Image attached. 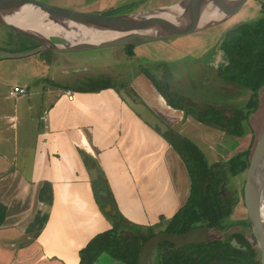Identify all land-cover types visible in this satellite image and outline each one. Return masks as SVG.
Instances as JSON below:
<instances>
[{
  "label": "crops",
  "instance_id": "crops-1",
  "mask_svg": "<svg viewBox=\"0 0 264 264\" xmlns=\"http://www.w3.org/2000/svg\"><path fill=\"white\" fill-rule=\"evenodd\" d=\"M143 46L132 58L124 54L121 70H132L140 56L151 57V50ZM51 53H42L45 57L34 67L11 77L9 65L0 57V187L11 188L5 194L10 201L0 197L8 209L0 229V264H80V250L96 235L112 229L96 202L83 153L103 167L120 213L134 225L152 226L162 217L174 216L191 194L188 168L165 138L144 124L105 84H88L85 77L77 78L81 74L61 80L84 61H75L68 56L71 53ZM177 57L164 60L185 58L181 53ZM46 80L51 93L60 90L63 98L39 112L32 104V89L43 90ZM16 86L26 93L11 97L9 92ZM5 87L8 98L2 97ZM131 87L182 135L189 137L192 124L203 127L170 108L142 75ZM21 122L32 127L36 136L25 152L16 145ZM39 122H45L47 132L36 127ZM20 154L29 158L19 164ZM45 182L53 187L49 219L40 233H28L42 209L39 191ZM94 264L120 263L103 254Z\"/></svg>",
  "mask_w": 264,
  "mask_h": 264
},
{
  "label": "water",
  "instance_id": "water-1",
  "mask_svg": "<svg viewBox=\"0 0 264 264\" xmlns=\"http://www.w3.org/2000/svg\"><path fill=\"white\" fill-rule=\"evenodd\" d=\"M251 1L183 0L126 14L105 15L68 9L37 0H0V25L39 44L38 47L25 52L0 50V56L22 59L45 52L78 53L171 40L222 25L234 18ZM26 8L34 11L31 12L32 15L26 13ZM33 14L38 15L37 19ZM211 14L214 16L205 20ZM49 21L53 22L56 28L52 34H45L39 29L43 26H36L38 22L44 26L49 25ZM101 32L110 37L98 38L93 35ZM119 95L133 112L153 129H159L162 134L169 131L166 123L146 106L134 102L125 90H120ZM89 173L91 181L99 178L97 169L93 168ZM245 175L244 203L257 231L259 264H264V127L251 148ZM113 210L111 205H107L104 212L116 216V211ZM206 233L207 228L202 227L182 234H155L143 243L138 264H148L153 251L161 243L176 246L203 243L208 241ZM127 234L133 235V232ZM234 244L236 245V241ZM116 262L124 264L117 260Z\"/></svg>",
  "mask_w": 264,
  "mask_h": 264
},
{
  "label": "rangeland",
  "instance_id": "rangeland-1",
  "mask_svg": "<svg viewBox=\"0 0 264 264\" xmlns=\"http://www.w3.org/2000/svg\"><path fill=\"white\" fill-rule=\"evenodd\" d=\"M46 4H51L59 7H64L68 9L78 10V11H84L87 13H101L105 15H111L113 13H116V15L119 14H126L130 12H135L139 10H145L150 9L154 7H160L163 5L168 4H175L178 2H181L183 0H37ZM262 4H264V0H252L240 13H238L234 18L227 21L226 23L219 25L217 27H213L211 29H207L201 32H197L191 35L182 36L179 38L172 39L171 42L169 40L166 41H159V42H153V44L144 45L142 48H146L151 50L150 54L155 59H164L167 57L172 58H178V54L184 55L183 61L187 63V66L194 65V61H200L202 64H200L199 69L204 68L205 64L213 63V65L216 67L214 69L209 68L206 72L210 73V76L213 77L212 73L214 72L215 75H219V62L218 58L221 56V52L219 50V46L221 43V40L223 38V35L228 30L234 28L235 26L253 21L256 19H259L263 16V8ZM21 39L20 37L14 35L11 31L8 29L2 27L0 25V50L2 51H14L17 48L15 44H11L10 42H19ZM46 54V53H45ZM70 54V53H69ZM124 49L123 48H110V49H103V50H95V51H87V52H78V53H71L68 55L69 57H73L75 61H84L81 62V64H78L76 67H74L72 70L68 71L64 76H62L60 79L64 80L65 76H74L76 74H81L82 77H91V80L98 79L103 73L109 71L115 74L116 72L120 71L122 65H124L123 57H124ZM47 55H52V53H47ZM1 57V56H0ZM45 55L42 53L39 55H35L28 58H22V59H9V58H3L4 63H7L10 67V77L12 75H15L17 72L22 73L27 68H32L35 66L37 62L41 58H44ZM199 63L197 62V65ZM37 68V67H36ZM204 68V69H205ZM220 76V75H219ZM214 80L211 79V85L212 89L210 91V95L212 96L214 93L216 96H221L220 102L219 99L216 98L215 100L219 102L218 106L226 107L228 110L229 115H231L233 112H235V109L243 108L244 105L247 103V101L250 98L251 92L242 88L241 86L237 85H230L228 82L224 81V78L213 77ZM223 80V81H222ZM65 81V80H64ZM179 81V80H178ZM174 82V84L178 85L179 88L186 90L189 92L190 87L186 84H182L183 81ZM196 87V82L194 83ZM11 85V83H10ZM177 86V88H178ZM201 91L203 95H206L208 91L202 86ZM5 94L2 93L3 98L7 97V90L8 88H4ZM214 91V93H213ZM212 92V93H211ZM32 95L31 100L32 104L35 105L36 111L42 112L44 108H47L50 104L58 100L59 98H63V95L61 91L52 92L50 89V81L46 80L43 85V90L38 91L37 89H32ZM212 94V95H211ZM214 94V95H215ZM204 97V96H203ZM200 102H203V105H200V108L206 109L210 104H215L212 101H209V99L200 98ZM14 101V100H13ZM193 101V100H192ZM128 108V107H127ZM129 109V108H128ZM24 118V116L22 117ZM25 121V120H24ZM245 134L244 137L238 141H235V143L231 142V147L235 148L236 145L239 147V150L243 151L245 149H248L249 144L252 148L256 138L258 137L260 130L264 127V88L259 93V108L258 110L253 113L249 120L244 121L243 123ZM39 126L43 127L44 130L41 129L42 133L44 131L47 132V127L45 122L41 124L39 122L36 124V127ZM192 126V127H191ZM190 127V134L189 137L192 141L194 140L196 144L200 146V148L204 151V153L208 157L209 164L212 165V167L217 166L219 163L220 165L226 164V160H220L219 156H217L215 153L216 151H219V147L221 146L223 133H221L219 130H216L211 127H206L203 125V127H197L195 125H191ZM33 128L30 127L28 124L25 125L22 122L20 123V129H19V140L16 143V145L19 147L20 152L23 150V152L26 151V149H31L29 147H32L30 144L34 143V140L36 138L35 134L33 133ZM253 135V138H252ZM252 139V140H251ZM237 142V143H236ZM14 145L15 143L12 142ZM22 149V150H21ZM251 151V149H250ZM29 158V155H19V164L21 162V159ZM90 159V162L87 161V166L91 164V166H94V169L98 170L99 178L97 180H101L103 177L108 181L106 172L103 170V167L99 165V163L95 160V158L91 155L86 157V159ZM224 166V165H222ZM89 169V172L91 168ZM224 170L223 172L227 175V185L225 188V193H236L237 194V206L234 209V213L230 219L231 223H241L242 221H248L247 220V210L244 204V201L242 200V192L244 189L245 184V171L241 173L240 175L234 176L230 172V170ZM228 170V171H227ZM217 173L214 170V174ZM213 175V174H212ZM89 177L90 173H89ZM91 180V179H90ZM96 180V181H97ZM92 183L94 181H91ZM108 184L110 186V183L108 181ZM11 191L10 187L7 186H1L0 187V197L6 198L5 194L6 191ZM110 190L112 192V198L111 200L115 201V208L118 209L115 196L113 194V190L110 186ZM9 194V193H8ZM105 198L102 197V204L104 206V209L107 205L112 204L108 203L110 200V197L108 194L103 195ZM1 198V199H2ZM107 198V199H106ZM108 200V201H107ZM5 201H10V197L6 198ZM114 209V208H113ZM114 209L113 211H116ZM119 210V209H118ZM38 212V211H37ZM169 213V212H168ZM37 214V213H36ZM36 216V215H35ZM110 217L113 220H116V216ZM109 219V218H108ZM110 220V219H109ZM111 221V220H110ZM140 228V226H133L130 228L132 232H137V230ZM254 243V251L257 260H259V250H258V236L255 235L253 238Z\"/></svg>",
  "mask_w": 264,
  "mask_h": 264
},
{
  "label": "trees",
  "instance_id": "trees-1",
  "mask_svg": "<svg viewBox=\"0 0 264 264\" xmlns=\"http://www.w3.org/2000/svg\"><path fill=\"white\" fill-rule=\"evenodd\" d=\"M262 8L263 16L261 18L239 24L228 30L224 33L219 46L221 57L224 61L220 65L223 76L230 82L241 85L251 92L247 104L243 108L233 112L231 116L225 115L224 108L220 109L217 107H211L198 116L199 121L204 125L214 126L223 132L235 136H241L245 132L242 123L249 120V117L258 110L259 93L264 88V4H262ZM111 15H116V13ZM12 33L21 39L19 42H10L18 48L10 51L12 53L29 51L39 46L37 42L29 38L20 36L14 32ZM130 55H132L131 51ZM171 103L175 107L172 101ZM163 137L185 161L192 180L189 200L169 222L168 231L184 232L202 225H208L211 229L216 228L219 226V219L224 217L223 205L216 197V185L220 182V177L224 178L227 175H222L213 182L207 159L200 149L190 140L175 131L163 134ZM249 152L247 151L245 154L238 155L230 162L229 170L232 175H240L247 169ZM88 156L85 153L82 154L86 167L91 168V164L87 166V161L90 162L89 158L86 159ZM100 178L102 179L92 183L96 202L102 213L114 223L112 229L96 235L85 248L80 250V264H94L103 254L125 264H138L141 244L152 233H149L147 238L138 235V231L133 236L121 233L124 229L130 230L132 226L130 228L123 226L125 219L120 211L116 209L117 207L115 208V201L111 200L112 192L108 181L103 177ZM206 181H209L210 185L207 187L206 192H204V184ZM105 194H108L110 197V200H107L108 203L112 204L113 208L116 209V220H113L109 214L104 212V206L101 201L102 197L105 198L103 196ZM39 201L42 209L38 211L34 221L27 228L28 233L35 231L40 233L46 226L50 208L53 204V187L50 182H45L41 187ZM229 206V209H231L233 204ZM7 210L6 205L0 203V229L5 223ZM204 246L209 245L198 247L201 254L199 258H202L203 262V259H206V262H210L215 256L210 255V249ZM231 249L235 253L234 256H237L238 264H259V260L256 262L251 252L247 253L233 248ZM205 250L208 254L206 253V256L202 257V253ZM229 254L232 253L229 252ZM167 263L169 264L170 261H166ZM177 264L190 263H188V260H184Z\"/></svg>",
  "mask_w": 264,
  "mask_h": 264
},
{
  "label": "flooded vegetation",
  "instance_id": "flooded-vegetation-1",
  "mask_svg": "<svg viewBox=\"0 0 264 264\" xmlns=\"http://www.w3.org/2000/svg\"><path fill=\"white\" fill-rule=\"evenodd\" d=\"M171 40H169V42H171ZM146 44H150V43H146ZM142 45H145V44L128 46V47H120V48H123L125 54L128 55V57L132 58L137 54L135 52V50ZM130 51L132 52V55H130ZM139 61L140 62L137 63V65L135 67L133 66L132 70L126 71V70L122 69L121 71H118L115 74L107 71V72L103 73V75H101L98 79H94V80H91L92 78L89 76L88 77L84 76L85 77L84 82L90 84L91 81L92 82L95 81V84H98V85L105 84L109 89H113L118 94L119 97H120L119 91L125 90V92L129 95V97L134 102L146 106L164 123H166L165 120L159 114H157L147 104V102H145V100H143V98L140 96V94H138L131 87L132 81L137 79L138 76L142 75L150 83H152V85L154 86L155 90L157 91L160 99H162V101H165L170 108H172L174 110H178L181 113H183L185 115V118L190 117V118L194 119L195 121L201 123L198 119V116L200 115V113L208 110L211 107H217L220 109L224 108L225 115H228V116L232 115V114L229 115L226 107H223L222 105L218 106L219 105L218 103L220 102L221 96H216L217 93L215 94L214 91H213V93L215 95L211 94L212 96H209L210 91H211L209 89H212L211 88L212 87L211 82L214 80L213 77H218V79L221 77V78H224V81L228 82L230 85L241 86V85L234 84V83L230 82L226 77H224L223 72L220 69V67H218L219 71H220V74H219L220 76L215 75V73L213 72L212 73L213 77H211L210 73L206 72V71L209 68H211V69L216 68L213 65V63L205 64L204 68L207 67V70H206V68L205 69L204 68L199 69L200 64H202V63L200 61H197V60H195L193 62L194 65H189V66H187V63H185L183 60L181 61V60H170V59H168V60L155 59L152 56L149 58H146L145 56H140ZM197 62L199 63L198 65H197ZM218 62H219V66L224 62L222 60L221 56H219ZM77 78H80V77H77ZM211 79H212V81H211ZM180 80L183 81V83ZM96 81H97V83H96ZM177 81H178V83L181 82L182 84L188 85L190 87L189 92H187L184 89L179 88L178 85L174 84V82H177ZM195 82H196V87L194 84ZM177 86H178V88H177ZM200 86L204 87L206 89V91H208L207 93H205L206 95L202 94L203 91H201ZM242 88H244V87H242ZM200 98H203V99L207 98V99H209V101H212L215 104H210L208 106V108L202 109V108H200V105H203L204 103L200 102L201 101ZM216 98L219 99V102H217L215 100ZM120 99H121V97H120ZM171 101L173 102L175 107L171 105L172 104ZM122 102H124V101L122 100ZM126 106L130 110H132L127 104H126ZM236 110H238V108H236L235 111ZM138 117L140 118V116H138ZM140 120H142V119L140 118ZM142 122H144V121L142 120ZM144 124H146L147 126L152 128L147 123L144 122ZM201 124H203V123H201ZM205 126H208V125H205ZM208 127L219 130L218 128H216L214 126H208ZM153 130H155L158 134H160L163 137V134L160 133L159 129H153ZM170 131H175V132L179 133L184 138H187L188 140H190L198 149H200L202 151L203 155L207 159V164H208V167L210 169V176H211L213 182H214V180H217L218 177L225 175V173L223 171L229 167L230 162L235 157H237L238 155H241V154H245L247 151H250V149H251V147H250L251 144H249L248 149H245L243 151L239 150V147H238L239 145L238 146L236 145L235 148L231 147V145H230L231 142L235 143V141L242 139L244 137L245 133L241 136H235V135H231V134H228L226 132L219 130L224 135H223V138L221 139L222 142L220 144L221 146L219 147V151L218 152L216 151L215 154L217 156H219L220 160L221 159L226 160L227 163L222 164L224 166H222L218 163L217 166L215 165V167H216V169H215L214 167H212V165L209 164L207 155L200 148V146L198 144H196L197 142L195 143L194 140L192 141L190 138L182 135L180 132L174 130V128H171V127H169V131L164 133V134L170 133ZM252 138H253V135H252ZM92 168H94V166H92ZM214 170L217 173L214 174ZM220 178H221L220 182L216 185V191H217L216 197L219 200V202L222 203V205H223L222 207L224 208V210H223L224 217L219 219V224H218L219 226H217L216 228L211 229L208 225H202V226L196 227V228H202V227L207 228L206 238L208 241L203 242V243H198V244H189V245H182V246H176V245L170 244V243H161L153 251L152 256H151V260L149 261L148 264H166V261H170V263L176 262L175 264H177L178 262L184 261V260H186V261L188 260V263H190V264H238L237 256H234L235 253L233 252V250L231 248H233L235 250L244 251L247 253L251 252L255 261L258 262L256 255H255L254 246H253L255 243L253 238L255 237V235H257L256 228L254 227L247 211L246 212H247V220L248 221H245V222L242 221L241 223L239 222L238 224L230 222V219L234 213V209L238 203L237 202V194L235 192L229 193V194L225 193V188H226L228 179H227V176L224 178H222V177H220ZM209 185H210V182L206 181L204 184V192H206L207 187ZM242 200L244 201V189L242 192ZM228 203H229V205L233 204V206H231V209H229L230 206L228 205ZM180 210L178 212H176V214L170 218L162 217L160 219V222L155 224V225H152V226H140V225H138V226H140V228L137 230L138 235H140L144 238H147L149 233L150 234L152 233L147 238V239H149L153 235L158 234V233H162V232H171V233H177V234H182V233L188 232V231H184V232L168 231L169 222L180 212ZM116 214H117V212H116ZM163 218H164V220H163ZM124 219H125V221L123 222V226H125L126 228H130L131 226L132 227L137 226V225L130 223L125 217H124ZM125 223H128V224L125 225ZM196 228H194V229H196ZM194 229H192V230H194ZM189 231H191V230H189ZM127 232H132V231L129 229H124L121 231V233H126V234H127ZM134 233L135 232H133V235H134ZM133 235H129V236H133ZM234 241H236V245L234 244ZM144 242H142L141 247H142ZM203 245H209V246H204V247L209 248L210 249V255L215 256V258L210 262H206V259H203L204 260V262H203L202 258H199L201 256V254L198 250V247L203 246ZM229 252H231L232 254L234 253V254L233 255L229 254ZM206 253H207V251L205 250V252L202 253V257H205Z\"/></svg>",
  "mask_w": 264,
  "mask_h": 264
},
{
  "label": "bare ground",
  "instance_id": "bare-ground-1",
  "mask_svg": "<svg viewBox=\"0 0 264 264\" xmlns=\"http://www.w3.org/2000/svg\"><path fill=\"white\" fill-rule=\"evenodd\" d=\"M25 11H26V13H28V14H30V15H32V13L34 12V11H32L31 9H25ZM32 12V13H31ZM34 15V14H33ZM214 15H208L207 16V18H205V20H209L210 18H212ZM34 17H36V19H37V17H38V15L37 14H35L34 15ZM50 22V21H49ZM39 24L38 25H36L37 27H41V26H43L42 28H39V29H42V31L45 33V34H52V33H54L55 31H56V28H55V26H53L54 24H53V22H50L49 23V25H46V26H44V25H42V23H40V22H38ZM44 24V23H43ZM47 26H50V27H47ZM51 26H53V27H51ZM93 35H97L96 37H102V38H105V37H110V35H106V33H104V32H101V33H96V34H93ZM262 210H263V212H264V205H262Z\"/></svg>",
  "mask_w": 264,
  "mask_h": 264
},
{
  "label": "built area",
  "instance_id": "built-area-1",
  "mask_svg": "<svg viewBox=\"0 0 264 264\" xmlns=\"http://www.w3.org/2000/svg\"><path fill=\"white\" fill-rule=\"evenodd\" d=\"M25 93L26 89L16 86L10 90L9 95L11 97H18L20 95H24ZM68 95L70 99L73 97L70 91L68 92Z\"/></svg>",
  "mask_w": 264,
  "mask_h": 264
}]
</instances>
